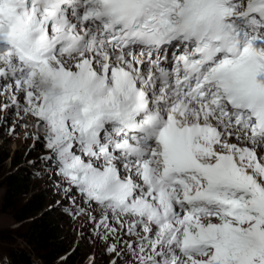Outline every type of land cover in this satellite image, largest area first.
<instances>
[{"label": "snow or ice", "instance_id": "6c2138e0", "mask_svg": "<svg viewBox=\"0 0 264 264\" xmlns=\"http://www.w3.org/2000/svg\"><path fill=\"white\" fill-rule=\"evenodd\" d=\"M12 111L108 264H264V0H0Z\"/></svg>", "mask_w": 264, "mask_h": 264}, {"label": "rangeland", "instance_id": "374dc122", "mask_svg": "<svg viewBox=\"0 0 264 264\" xmlns=\"http://www.w3.org/2000/svg\"><path fill=\"white\" fill-rule=\"evenodd\" d=\"M34 123L30 117L21 119L15 111L10 113L0 112V151L8 149L12 157H16L17 160H21L22 163L26 164L31 154L30 160L35 162L34 166H31L32 168L37 167V162L41 160L39 158L46 153L43 140L37 141L35 139L37 132L33 127ZM38 150L41 153H37ZM15 166V163H11V159H9L5 163V174L0 178V231L12 229L13 232L17 233L13 235L15 242L4 241L0 238V259L3 257L8 258L7 264H9L10 258L8 250L16 248L18 243L25 246V241L23 240L25 237L22 233L25 226L22 223L14 221L10 212L2 211L1 209L5 192L3 185L5 183V176L9 172L15 173ZM29 183L31 194L40 195L44 198V210L52 208L53 216L60 218V220H57L61 234L68 242L69 247L75 249L73 254L77 251L74 255L77 256V264H91L93 258L94 264H108L111 257L106 254L107 245L99 238L95 224L90 222L88 217L83 213L79 215L72 214L70 201L64 199L62 194L58 192L59 180L51 173V170L49 169L45 172L42 167L38 170V173L34 174L31 180L29 179ZM27 196H30V194ZM37 215L40 216L41 211ZM36 257L37 259L33 260L34 262L44 264L38 255ZM64 257L62 256L59 262Z\"/></svg>", "mask_w": 264, "mask_h": 264}, {"label": "trees", "instance_id": "16d2710c", "mask_svg": "<svg viewBox=\"0 0 264 264\" xmlns=\"http://www.w3.org/2000/svg\"><path fill=\"white\" fill-rule=\"evenodd\" d=\"M12 158V159H11ZM11 159V163L17 166L15 173L9 172L5 176L4 196L2 199V211L12 214L14 221L25 226L22 232L25 241L24 248H13L11 264H37L32 260V252L38 255L44 264H77L75 249L69 247L68 242L61 234L58 220L53 216V209L44 210L45 203L40 195L31 194V173L21 160L12 157L9 150L0 151V178L5 174V163ZM1 180V179H0ZM30 194V196H27ZM41 211V215L37 214ZM58 219V220H57ZM33 220V221H32ZM17 233L13 230H1L0 238L4 241H13ZM21 246V244H17ZM71 250V251H70ZM79 253V252H78ZM65 256L59 262L60 258Z\"/></svg>", "mask_w": 264, "mask_h": 264}, {"label": "clouds", "instance_id": "9594fccd", "mask_svg": "<svg viewBox=\"0 0 264 264\" xmlns=\"http://www.w3.org/2000/svg\"><path fill=\"white\" fill-rule=\"evenodd\" d=\"M3 119H4V118H3ZM37 153H41L40 150H38ZM11 159H12V158H11ZM30 159H31V154H30ZM30 159H29V161L27 162V164H26V163H22V165H23V166H26V167L28 168V170H29L30 173H31L30 176H31V178H33V177H32V169H31V166H34L35 162H33V161L30 160ZM39 159H40V158H39ZM36 166H37L38 170L41 169V168L43 167L41 160H40L39 162H37V165H36ZM15 167L17 168V166H15ZM50 209H51V208H50ZM25 246H26V245H25ZM25 246H23V245H21V246L17 245L16 248H19V247L24 248ZM14 248H15V247H14ZM9 250H10V249H9ZM9 250H8V254H9V256H10L9 259H11V254H12V253L10 254ZM32 255H35V253L32 252ZM38 257H39V256H38ZM2 259H3V261H5V260L8 259V258L3 257ZM2 259H0V260H2ZM35 259H37V257H36V256H33V257H32V260H35ZM11 262H12V261H11ZM10 264H11V263H10Z\"/></svg>", "mask_w": 264, "mask_h": 264}]
</instances>
